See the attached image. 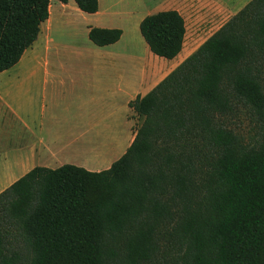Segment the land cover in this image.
I'll list each match as a JSON object with an SVG mask.
<instances>
[{"label":"trees","instance_id":"1","mask_svg":"<svg viewBox=\"0 0 264 264\" xmlns=\"http://www.w3.org/2000/svg\"><path fill=\"white\" fill-rule=\"evenodd\" d=\"M73 1L98 10V0ZM49 4L0 0V72L37 39ZM138 29L155 56L183 48L176 9ZM121 35L87 33L96 46ZM263 67L264 0H249L128 102L142 122L108 168L35 166L0 191V264H264V134L245 146L228 124L240 108L264 118Z\"/></svg>","mask_w":264,"mask_h":264},{"label":"crops","instance_id":"2","mask_svg":"<svg viewBox=\"0 0 264 264\" xmlns=\"http://www.w3.org/2000/svg\"><path fill=\"white\" fill-rule=\"evenodd\" d=\"M164 3L98 0V10L85 13L73 0H50L37 39L14 66L0 72V191L35 166L73 164L100 171L124 153L126 147L115 155L117 135L106 131L121 119L126 134L127 117L134 114L128 102L188 56L182 48L172 59L132 71L130 48L150 53L139 33L141 19L178 10L158 7ZM89 27L120 28L122 35L96 46L88 39ZM118 62L122 69L117 70Z\"/></svg>","mask_w":264,"mask_h":264},{"label":"rangeland","instance_id":"3","mask_svg":"<svg viewBox=\"0 0 264 264\" xmlns=\"http://www.w3.org/2000/svg\"><path fill=\"white\" fill-rule=\"evenodd\" d=\"M162 0H155L156 3H160ZM249 0H165V3L161 8L176 7L185 19L186 34L184 39L183 48L186 54L194 52L212 33H214L221 25H223L231 16L237 13ZM87 38V37H86ZM79 44L81 41H78ZM129 51V48H127ZM132 50V71L139 70L144 63L151 64L160 62L163 58L153 55L151 52L147 54L145 51L141 52L140 48H130ZM148 50V49H147ZM83 51L87 54L91 52L87 50L85 45ZM120 52V51H119ZM159 58V59H157ZM167 60V59H165ZM164 60V61H165ZM119 63V62H118ZM120 64V65H119ZM117 65V70L122 69L123 62ZM52 67L53 64L51 63ZM54 68V67H53ZM129 71L130 67L127 63L126 67ZM168 73H166L167 75ZM165 73L156 76L155 83H158L160 79L164 77ZM261 84L264 90V67L261 69ZM128 124L126 125V134L122 130V122L124 120L117 119L115 124H111L108 131L116 133L117 141L115 155L120 154L124 147L130 144L134 137L136 128L141 124L142 118L137 115H128ZM228 124L232 129L239 134L241 142L245 146H253L261 142L264 134V118L249 113L245 109L240 108L237 115L233 116ZM123 132V133H122ZM126 139V140H125ZM123 140V142H121ZM107 145V144H106ZM115 144H111V146ZM123 154V153H122ZM121 154V155H122ZM120 155V156H121ZM176 257V250L171 249L163 252L159 256L160 262H163L164 258Z\"/></svg>","mask_w":264,"mask_h":264}]
</instances>
